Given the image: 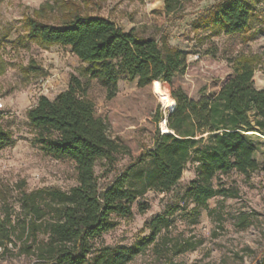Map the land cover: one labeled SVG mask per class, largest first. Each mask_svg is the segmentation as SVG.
Listing matches in <instances>:
<instances>
[{
	"label": "trees",
	"instance_id": "obj_1",
	"mask_svg": "<svg viewBox=\"0 0 264 264\" xmlns=\"http://www.w3.org/2000/svg\"><path fill=\"white\" fill-rule=\"evenodd\" d=\"M182 0H165L167 13H175ZM262 0H219L195 23L210 36L241 35ZM23 42L49 47L62 45L85 64L81 76H72L68 88L55 98L39 97L27 110L34 143L47 155L75 164L77 184L69 190L56 186L29 190L19 185V213L0 221L1 244L17 245L38 264H129L152 249L182 253L193 245L172 242L165 232L180 202L189 200L193 211L208 209L216 196L237 197L239 191L217 186L220 174L237 171L250 178L258 168L255 138L264 141V88L255 86L254 75L261 57L239 54L231 62L233 75L214 95L192 99L182 88H172L176 102L165 117L171 132H158L154 146L145 150L107 184L96 175L100 161L113 167L123 145L109 134V124L96 113L88 97L92 81L102 86L108 99L118 93L121 80L138 79L139 86L153 83L164 106L162 83L173 84L188 67V52L166 37L141 36L125 31L104 16L83 12L73 0L48 1L23 18ZM8 63L0 49V77ZM84 78V79H83ZM0 110V150L11 146L13 131L3 123ZM196 164L195 177L182 183L187 163ZM174 192L168 207L146 222L149 233L131 244L109 245L102 241L114 230L118 218H131L134 205L149 191ZM147 206L140 203L139 212ZM246 223L243 224V226ZM257 259L264 264V249ZM251 264H256V261Z\"/></svg>",
	"mask_w": 264,
	"mask_h": 264
},
{
	"label": "rangeland",
	"instance_id": "obj_2",
	"mask_svg": "<svg viewBox=\"0 0 264 264\" xmlns=\"http://www.w3.org/2000/svg\"><path fill=\"white\" fill-rule=\"evenodd\" d=\"M53 0H0V49L8 63L0 77V100L3 102V123L14 134V143L0 150V221L7 214L16 220L19 213L18 188L29 190L56 186L69 190L77 184L75 164L55 159L33 141L34 131L27 110L41 96L55 98L68 88L71 77L81 76L85 67L70 47L40 46L23 42V18L46 2ZM83 12L104 16L125 31L134 28L141 36L166 37L169 43L188 54V67L176 76L172 85L161 82L164 106L153 89V83L141 87L138 79L119 82L118 93L108 99L105 89L92 81L88 97L96 113L109 124V134L124 147L113 167L105 161L96 166L99 183H109L123 168L132 164L145 150L154 146L162 130L158 122L160 111L165 117L166 99L172 88H182L192 99L216 95L233 75L231 60L239 54L261 57L254 75L255 86L264 88V0L251 19L249 29L241 35L210 36V30L195 28L201 16L219 0H182L175 13H167L165 0H73ZM84 79V78H83ZM258 168L250 178L233 170L218 175L214 183L239 191L237 197L216 196L209 200L208 209L194 212L189 200L180 202L170 216L172 225L165 233L172 242L187 243L192 248L179 253L165 249L163 255L152 249L137 256L129 264H262L259 257L264 249V141L254 139ZM196 164L189 162L182 183L196 175ZM174 192L149 191L134 205L131 218H118L116 228L102 238L109 245L131 244L145 236V227L153 217L162 213ZM147 206L139 212V204ZM246 223L244 226L243 224ZM0 264H38L33 257L20 252L17 245L1 244Z\"/></svg>",
	"mask_w": 264,
	"mask_h": 264
},
{
	"label": "bare ground",
	"instance_id": "obj_3",
	"mask_svg": "<svg viewBox=\"0 0 264 264\" xmlns=\"http://www.w3.org/2000/svg\"><path fill=\"white\" fill-rule=\"evenodd\" d=\"M174 103H175V100L172 98V97H168L166 99V110L168 109V111H171L172 110V107L174 106ZM166 121L163 120L162 122V130L164 133H168V132H171L170 129L167 127V124L165 123Z\"/></svg>",
	"mask_w": 264,
	"mask_h": 264
},
{
	"label": "built area",
	"instance_id": "obj_4",
	"mask_svg": "<svg viewBox=\"0 0 264 264\" xmlns=\"http://www.w3.org/2000/svg\"><path fill=\"white\" fill-rule=\"evenodd\" d=\"M3 108V102L0 100V110Z\"/></svg>",
	"mask_w": 264,
	"mask_h": 264
},
{
	"label": "water",
	"instance_id": "obj_5",
	"mask_svg": "<svg viewBox=\"0 0 264 264\" xmlns=\"http://www.w3.org/2000/svg\"><path fill=\"white\" fill-rule=\"evenodd\" d=\"M175 106H176V102L174 103V106L172 107V110H174ZM165 121H166L165 123L167 124V120H165Z\"/></svg>",
	"mask_w": 264,
	"mask_h": 264
}]
</instances>
